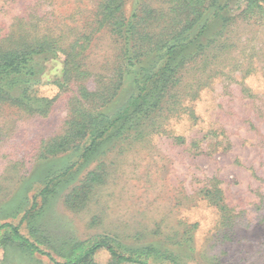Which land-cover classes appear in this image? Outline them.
Listing matches in <instances>:
<instances>
[{
	"label": "rangeland",
	"instance_id": "obj_1",
	"mask_svg": "<svg viewBox=\"0 0 264 264\" xmlns=\"http://www.w3.org/2000/svg\"><path fill=\"white\" fill-rule=\"evenodd\" d=\"M6 225L50 257L0 264H264V0H0Z\"/></svg>",
	"mask_w": 264,
	"mask_h": 264
},
{
	"label": "trees",
	"instance_id": "obj_2",
	"mask_svg": "<svg viewBox=\"0 0 264 264\" xmlns=\"http://www.w3.org/2000/svg\"><path fill=\"white\" fill-rule=\"evenodd\" d=\"M208 23L205 25L204 29L208 28ZM182 40H186V38H183L179 41H177L175 44L169 46L166 54L169 56V64H168V61L166 62L165 64V67L164 69H161L159 70L156 74H154V78L157 79V81L155 82L156 85L160 86L161 88V91L168 85L170 84V81H171V76L175 73V71L177 70L178 66H179V63H181L183 60H184V57L182 56L183 52L180 50L181 45H178ZM179 52V54H178ZM178 54V57H176ZM158 91V89H157ZM161 93V92H160ZM152 95H150L149 97H151ZM140 100V99H138ZM143 103H146L147 100L146 99H143L142 100ZM144 105V104H143ZM123 121V116L120 117L119 120H114V122L116 124L120 123ZM113 124V123H112ZM107 132V130H105V133ZM104 133V134H105ZM6 228H9L11 229V231L13 232V234L23 240L26 244H28L31 248L39 251L42 255H46V256H49V254H46L45 252H42L40 251L35 245H33L29 240H27L26 238H24L20 232H19V229L15 226H12V225H6V226H0V230H4ZM106 248L113 257L119 259V260H122L126 263H129V264H145V262H143L142 260H138V259H133V258H126L124 256H121L119 254H117L115 252V250L111 247H109L107 244L105 243H101L91 249H89L87 251V253L80 259L77 260V262H75V264H84L85 261H89L91 259V256L96 254L97 251L101 250V249H104ZM68 264H73V263H68Z\"/></svg>",
	"mask_w": 264,
	"mask_h": 264
}]
</instances>
